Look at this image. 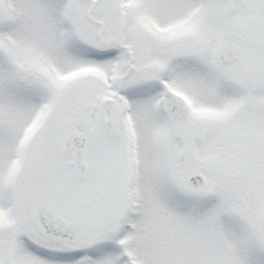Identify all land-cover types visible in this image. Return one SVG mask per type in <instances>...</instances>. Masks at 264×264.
Returning <instances> with one entry per match:
<instances>
[{
	"label": "rangeland",
	"instance_id": "374dc122",
	"mask_svg": "<svg viewBox=\"0 0 264 264\" xmlns=\"http://www.w3.org/2000/svg\"><path fill=\"white\" fill-rule=\"evenodd\" d=\"M163 89L186 121L162 116ZM105 98L116 123L80 173L63 141ZM0 156V264H264V0H0ZM34 197L73 240L43 233Z\"/></svg>",
	"mask_w": 264,
	"mask_h": 264
},
{
	"label": "water",
	"instance_id": "95a60500",
	"mask_svg": "<svg viewBox=\"0 0 264 264\" xmlns=\"http://www.w3.org/2000/svg\"><path fill=\"white\" fill-rule=\"evenodd\" d=\"M228 57L231 60L233 59L232 55ZM160 102L163 112L171 122L183 121L189 115L190 109L188 105L180 95L172 91H165L160 98ZM103 103H109V99H105ZM109 121L110 123H114L115 119L110 118ZM84 145V135L77 132H71L64 142V148L70 154L74 167L81 172L85 171V164L82 160ZM188 181L192 187H200L204 183V178L200 174H193L189 176ZM37 211L39 224L46 234L66 237L68 239L74 237L75 229L68 226L64 219L53 216L43 206H40Z\"/></svg>",
	"mask_w": 264,
	"mask_h": 264
},
{
	"label": "flooded vegetation",
	"instance_id": "af4514ba",
	"mask_svg": "<svg viewBox=\"0 0 264 264\" xmlns=\"http://www.w3.org/2000/svg\"><path fill=\"white\" fill-rule=\"evenodd\" d=\"M195 37L197 38V36H195ZM230 55L233 56V59L232 60L228 57ZM213 60H214V62L216 64L215 66L218 68V70H220L222 72L232 73V72H234L235 70H237L241 66L242 61H243V57H242V54L240 56L237 53L236 49L232 46V42H230V41H223L215 49L214 56H213ZM153 78L154 77H152V79ZM164 90L165 89H163L162 91H164ZM101 106H102V108H101L102 115L97 116V119L95 121V127L93 129H90L89 128V121L86 122V123H84V124H81V125H79L78 121H76V124H77V126H79V128H75L74 127L71 130V131H78V132L83 133L86 136V145H87V142H89V140H90V136L92 134H96L98 132V130L96 129V125L97 124H101V128H103V127H105L104 125H106V123H108V120H109L110 116H113V115L117 116L118 113H119L118 110H117V108H115V105L112 104V103H107L105 105H103L101 103ZM4 121H7V119H4ZM113 125L114 124H111L110 126L113 127ZM99 128H100V126H99ZM86 150H87V148H86ZM86 150H84L83 159L86 156ZM1 160L2 159L0 158V161ZM33 160H35V166L39 167L41 165V161H40L39 154ZM2 161H3L2 162V166H3V168H5V170L3 171L4 172V174H3V176H4V180H3V185H4V187H3L4 207H5L6 211L9 213V211H10V203H11L10 194H11V187H12V185L10 184V182H11L10 181V177L12 175V172L11 173L9 172V164H8L7 159H6V155H5V157L3 158ZM23 161H25V160H23ZM30 164H31V162L29 164H26V162H24V163H21L19 165V167H18L19 168V171L20 170L21 171L16 175L18 181H16L14 184L16 185L18 183V186H20V188H22L24 186L23 184L25 182V181H22V183H21V181H19L20 180L19 179L20 178V175L22 174V172L24 171V169H26V167L29 166ZM19 184H21L22 186L19 185ZM15 185H13V186H15ZM41 204H43V203L42 202H39L35 198V200L33 201V211H34L35 214L37 213L36 212L37 211V208ZM15 205H18V201L17 202L15 201ZM22 207L23 206L21 205V208ZM51 212H52V210H51ZM52 214H54V213L52 212ZM3 225H4V223H3ZM81 226H82V224L80 225V227ZM41 230L43 231L42 228H41ZM7 231H8V226L7 227L6 226H3L2 229H0V233H2L4 237L6 236ZM78 233H79V230L76 229V235ZM76 235H75V237H76ZM46 236H48V235H46ZM4 243H2V244H4Z\"/></svg>",
	"mask_w": 264,
	"mask_h": 264
}]
</instances>
